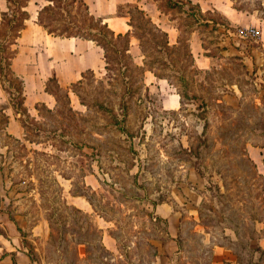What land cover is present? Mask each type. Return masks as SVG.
<instances>
[{"label":"rangeland","instance_id":"1","mask_svg":"<svg viewBox=\"0 0 264 264\" xmlns=\"http://www.w3.org/2000/svg\"><path fill=\"white\" fill-rule=\"evenodd\" d=\"M23 1H8L12 8L7 5L0 22V75L15 94L21 80L9 70L8 56L26 44L11 42L10 24H20ZM138 1L89 0L95 16H110L116 34L129 27L130 13L135 26L115 37L116 50L108 51L113 70L87 69L62 88L50 76L51 93L44 66L39 86L26 87L25 103L37 122L27 130L0 83V211L14 219L17 236L20 226L32 264H245L232 249L233 259L224 254L255 225L247 182H263L264 194V135H257L264 130V0H184L183 11L165 0ZM240 5L247 9L235 7ZM28 8L35 16V0ZM203 17L213 18L216 27ZM34 21L25 23L34 28L38 48H27L54 51L58 41ZM252 24L258 37L237 34L238 26ZM164 28L171 34L169 47L160 45ZM178 86H186L184 102ZM39 91L46 103L37 100ZM203 98L210 123L204 174L193 166ZM125 123L134 136L119 127ZM256 196L264 202L260 191ZM229 222L239 224L240 234ZM259 243L264 247V238ZM258 262L264 264V255Z\"/></svg>","mask_w":264,"mask_h":264},{"label":"trees","instance_id":"2","mask_svg":"<svg viewBox=\"0 0 264 264\" xmlns=\"http://www.w3.org/2000/svg\"><path fill=\"white\" fill-rule=\"evenodd\" d=\"M8 1L10 2V0H8ZM186 1H188L189 3L191 2V0H186ZM183 3H184V0H165V4L167 5V7H169V8H175L176 7V8H178V11H183ZM26 5H27V0L25 2L23 1L20 5V15L22 17L20 24L19 25H16V23L10 24L11 28H13L15 26V28H14L15 30L13 32L15 39L13 41H11L12 43H14L16 41L17 37L21 33V30L24 28V26L26 24L25 20L30 16L28 10L25 8ZM235 7L240 8V9H247V7H244L241 5L235 6ZM11 8L12 7L10 5H8V9H11ZM47 12L50 13L48 17L45 16V13H47ZM75 12H79V14L75 15ZM204 12L205 11L201 8V6L199 4L198 13L203 14ZM142 13L145 15L144 12H142ZM6 14H7V12L2 13V19L0 21L1 23H3V20L5 19ZM190 14L195 15V12H191ZM14 18H15V16L13 14V16L8 21V24L10 22H12ZM194 18L196 19V21L198 20V18L196 16H194ZM134 20L135 19L133 18V15L130 13V21L129 22L133 26H135ZM210 20L214 21L213 26L216 27L217 22H215V20L213 18L210 19V18L205 17L204 18V24L210 25V22H209ZM38 22L41 23L50 33H53L55 35H59V36H80V37H84V38L94 40L98 45H100L104 49V57L106 58L105 67L108 70L114 69L112 66V59H111V56L108 53V51L110 48H113L114 50H116L115 46L117 44L115 42V37H117V36L121 37V36L129 35V31H127L126 33L119 32L116 34V32L112 28H110L108 22L105 21V19L103 17H97V16H95L94 13H92L90 11L89 5L86 2V0H49V2L47 4H45L44 6H42L39 9ZM157 27H158V29L161 30V28L159 26H157ZM225 27L229 28L227 26H225ZM164 34H166V41L163 42V44H160V43L159 44L162 45L163 47L165 45L167 47H169V43H170L169 34L167 31H165ZM139 37H141V36L139 35ZM1 43L2 42H0V45H1ZM0 50H1V46H0ZM129 50H130V39L127 38V46H125L123 54L124 55L128 54ZM13 56H14V53L12 55L8 56V59H9L8 66H9V70L12 73H15L11 67V61H12ZM2 62H3V55L0 54V67H1ZM155 73L159 77H166L169 80H171V75H169L168 72L155 70ZM15 75H17V74H15ZM17 76H19V75H17ZM19 77H20L21 83H20L19 88L17 89L18 93H16V94L12 93V91L7 86H5V83H4L1 75H0V83L3 87V89L9 95V99H10V102H11V105H12V108L14 109V111L22 113L24 115V117H20L19 120H20L22 126H24V128H26V130H27V124L35 123L36 119L31 116L29 109L26 106V103H25L26 94H25L24 80L21 76H19ZM51 78H54L58 84V87L62 88V86H60L55 75L51 76ZM180 79L183 80L181 75H180ZM48 80H50V79H48ZM48 80L46 82V90L53 93L54 91L48 85ZM177 89H178V93L181 95V101L184 102L183 97L188 95L187 90H186V86H183V87L178 86ZM196 96L197 95L194 94V95L190 96V98L192 99V98H195ZM198 109H200L199 113L205 117L204 124H203V130H202L201 136H200L201 141H200V144L197 143L196 148L199 145H201V146L198 149L195 148V151L192 148L191 152L193 153V151H194L193 154H194V156L197 157L193 166H195L196 169L200 173L204 174L205 168L201 166L203 164V160H204V156H202V151L204 148L206 149L210 144L209 143V137L207 135H205L208 132V126L210 124L208 121V118H206V116L204 115V113H206L207 109H208V102L205 100V98H203L202 102L200 104H198ZM119 127L121 129L125 130L126 132H129V135H131V136L135 135L134 131H131L126 123L121 124ZM257 135H264V130L257 133ZM24 136H25V139L34 141V139H32L29 135L25 134ZM11 137H13L17 141H21V139L19 137H16L13 135H11ZM261 145L264 146V143ZM250 162H251V164L255 165L252 160ZM256 172L257 171H255V173ZM246 186H247V192L251 196V200H250L251 202L250 203L252 206H254V209H255L251 212L249 219L251 221H253L255 223V225L250 228V234H249L247 239H244V237L241 235L238 238H236V241H237L236 243L239 244L238 248L233 246V245H228L227 247L232 249L237 255H240V257L242 259L241 262H244L245 264H251V263L252 264H259L258 260L261 259L264 255V247H260V245H259L260 239L264 238V226L262 228H258V226H256V224H257V222H260V223H263V225H264V212L262 210L264 202L262 201V203H261V199L258 196L254 197V194L255 193L257 194L260 191V195L262 196V198L264 200L263 182L258 180V182H256V184L253 185V181L249 180L247 182ZM219 187L220 186H217V190L219 192V197L222 196L225 198L226 194H224V192L222 193ZM256 190H257V192H256ZM225 201H224V203H225ZM221 210L223 211V209H221ZM227 226L233 228L236 233L240 234V230L238 229V227H239L238 223L229 222L227 224ZM252 240H255V241L257 240V243H255L254 245L251 244L250 242ZM258 250H260L259 258L256 257L257 256L256 252Z\"/></svg>","mask_w":264,"mask_h":264},{"label":"crops","instance_id":"3","mask_svg":"<svg viewBox=\"0 0 264 264\" xmlns=\"http://www.w3.org/2000/svg\"><path fill=\"white\" fill-rule=\"evenodd\" d=\"M30 1L31 0H28L29 3L26 5L28 11H30L28 8ZM129 1H133V2L137 1L140 3V1L138 0H129ZM48 2L49 0H35V4L37 5L35 16L30 12V16L26 19V21H28L29 19L35 20L34 23H36L40 27L41 31L46 33L47 37L48 36L53 37L55 41H58L57 45L54 47L55 50L49 51V49L46 46H42L44 51H37L38 44L37 42L34 41L35 40L34 33L32 35V31H34V28L30 30L31 26H29L27 22L24 28L21 30L20 35L17 37L18 38L17 41L14 43L16 44V46L20 47V44H22L21 41L24 40V45L26 44L25 46L27 51L26 50L20 51L19 49L18 51H16L11 61V67L13 71L17 75L21 76L24 80L25 94H27L26 87L29 85H34L32 83H36V86H39L37 79L38 77H40L41 74L42 75L44 74L43 73L44 66H46V68L49 67L48 72L46 71L47 74H45V76L47 77L46 80H48L50 76L55 75L57 77L60 86L63 87L64 86L67 87L68 84H71L74 80L78 79L80 76H82V73L87 69L97 71L98 69L103 70L105 68L106 62L104 59L105 58L104 49L100 45H98L94 40L80 36L55 35L53 33H50L41 23L38 22L39 9ZM86 2L89 5L90 11L94 13L91 10V4L89 0H86ZM7 5H8V0H0V19ZM215 7H217L218 9V6ZM230 12L232 14H230ZM160 13H162L161 10ZM228 13H229L228 14L229 19H232V17L236 16V12L234 11L233 7L228 8ZM109 17H104L105 21L108 22L107 19ZM121 17L128 18V16L126 15H121ZM247 17L251 23V18H249L248 15ZM169 21L171 20L169 19ZM108 24L110 25L109 22ZM127 25L129 27L126 28L125 31H130L131 24L128 19H127ZM112 28L115 30L114 27ZM164 29L168 32L169 40L171 43V34L168 29L166 28ZM125 31L119 30V32H125ZM31 35L33 36V39ZM27 45H31L28 48H32V45L34 46L37 45L35 46L37 48L36 50L34 49V51H32L27 48ZM47 49L49 52H47ZM46 82L47 81H45L44 86L46 85ZM38 95H41V97L37 98V100L40 99L45 103L47 102L46 97L40 91ZM0 224L3 225V229H4V230H0V264H32V258L28 253V248L23 243V235L21 233L20 226L19 228H17L20 235L17 236L16 234L17 232L14 226V219L11 218L10 214L6 210L0 211ZM38 226L39 224L36 223L30 227V229L33 231L34 234H37L36 228ZM21 241H22V245H21ZM229 250L232 251L230 248L227 247L225 249L226 252L224 255L226 256L227 259H228L227 256H229V259H233L232 254H230ZM232 252L233 254L235 253L234 251Z\"/></svg>","mask_w":264,"mask_h":264},{"label":"built area","instance_id":"4","mask_svg":"<svg viewBox=\"0 0 264 264\" xmlns=\"http://www.w3.org/2000/svg\"><path fill=\"white\" fill-rule=\"evenodd\" d=\"M237 34L241 37H245V38H254V37H258L260 35V30L258 27H256L255 25H241L237 27L236 30Z\"/></svg>","mask_w":264,"mask_h":264}]
</instances>
